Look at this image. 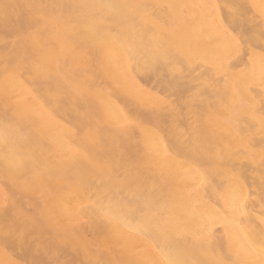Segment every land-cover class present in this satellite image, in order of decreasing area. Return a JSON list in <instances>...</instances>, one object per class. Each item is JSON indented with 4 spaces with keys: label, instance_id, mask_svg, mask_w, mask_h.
Wrapping results in <instances>:
<instances>
[{
    "label": "bare ground",
    "instance_id": "bare-ground-1",
    "mask_svg": "<svg viewBox=\"0 0 264 264\" xmlns=\"http://www.w3.org/2000/svg\"><path fill=\"white\" fill-rule=\"evenodd\" d=\"M94 2L0 0V221L14 204L21 233L24 220L31 231L25 243L0 224V264L162 259L153 239L98 213L97 187L108 178L101 158L136 170L173 218L172 243L211 264H261L245 236L264 213V0H118L152 6L141 11L145 27L98 41L65 23L61 7ZM26 47L42 67L21 76L12 61ZM157 63L159 73L145 71ZM33 156L38 170L5 171ZM241 190L247 215L234 218L224 198Z\"/></svg>",
    "mask_w": 264,
    "mask_h": 264
},
{
    "label": "snow or ice",
    "instance_id": "snow-or-ice-1",
    "mask_svg": "<svg viewBox=\"0 0 264 264\" xmlns=\"http://www.w3.org/2000/svg\"><path fill=\"white\" fill-rule=\"evenodd\" d=\"M7 7V5H5ZM35 7V6H30ZM62 8L68 9L65 23L71 24L74 28L79 29L81 34L92 40H101L104 34L116 32L117 29L127 25L131 29H143L144 23L140 19L141 11L152 7L150 5L120 3L118 0H99L94 3H80L75 5H62ZM7 19V15H5ZM41 21L34 19L29 22L30 28H35ZM223 23V22H222ZM235 31V29H233ZM264 38V33L261 34ZM243 35L239 39L233 37L237 47L243 46ZM261 55L264 56V48L261 49ZM15 70L21 76L26 73L31 75L37 72L42 67L35 59V52L33 49L26 47L21 54H18L14 61ZM183 64L184 61H178ZM136 71V69H133ZM153 70L157 73L160 71L159 63L153 68H145V71ZM195 71V69H191ZM13 121L5 119L4 132L7 134L8 128L12 127ZM188 149L190 155H195L198 152L195 142L189 138ZM101 164L105 166L107 173V180L97 187L96 199L94 204L99 214L106 219H112L119 216L126 222V226L130 231H137L143 235L148 236L154 240V247L157 250V255L162 259L153 258L148 264H211L210 261L194 256L193 249L187 245L174 244L169 240L171 229L174 227L172 217H165L164 212L159 210V202L153 199V193L149 191L144 184L141 183L140 178L135 175V169H126L123 172V163L121 161L112 159L100 160ZM40 161L38 156L30 158L18 157L16 161L12 162L10 167H6L5 171L15 170L19 176L23 177L30 171L39 169ZM225 204L228 205L233 217L246 216V199L241 193L230 194L225 197ZM264 199V197H262ZM219 203V201H217ZM129 208L130 212H124V208ZM15 208L14 204H10L4 210V215L0 224L7 236L17 234V238H23L25 243L28 242V236L31 235L29 231L28 221L24 220V232L21 233L20 219L12 211ZM198 209H192L191 215L195 217ZM131 216L135 220V224L127 223L126 218ZM187 215V214H185ZM185 215L177 218L178 221L183 222ZM262 220L260 225L255 229H250L245 236L247 246L259 252L264 257V213H261ZM215 221H211L214 223ZM243 223V220H241ZM205 228L208 223H205ZM33 245L39 246L43 243L38 237L31 241ZM49 254L51 255L52 247L45 245ZM25 264L29 262L25 261ZM30 264H61L58 258H49L47 260L33 259ZM68 264V262H65ZM131 264V262H130ZM261 264H264L262 260Z\"/></svg>",
    "mask_w": 264,
    "mask_h": 264
},
{
    "label": "rangeland",
    "instance_id": "rangeland-1",
    "mask_svg": "<svg viewBox=\"0 0 264 264\" xmlns=\"http://www.w3.org/2000/svg\"><path fill=\"white\" fill-rule=\"evenodd\" d=\"M164 75H165V76H167V74H166V73H162V78H164ZM154 83H155V84H154ZM158 84H159V83H157V81H152V85H153V86H157V87H158V89H160V88H161V86H160V84H159V85H158ZM157 87H156V88H157Z\"/></svg>",
    "mask_w": 264,
    "mask_h": 264
}]
</instances>
